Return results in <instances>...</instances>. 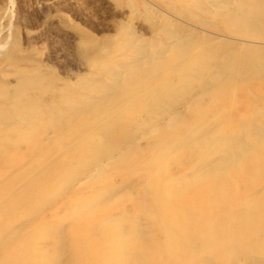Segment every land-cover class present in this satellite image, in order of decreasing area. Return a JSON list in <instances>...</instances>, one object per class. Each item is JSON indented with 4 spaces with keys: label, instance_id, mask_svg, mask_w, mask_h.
<instances>
[{
    "label": "rangeland",
    "instance_id": "1",
    "mask_svg": "<svg viewBox=\"0 0 264 264\" xmlns=\"http://www.w3.org/2000/svg\"><path fill=\"white\" fill-rule=\"evenodd\" d=\"M0 264H264V0H0Z\"/></svg>",
    "mask_w": 264,
    "mask_h": 264
},
{
    "label": "bare ground",
    "instance_id": "2",
    "mask_svg": "<svg viewBox=\"0 0 264 264\" xmlns=\"http://www.w3.org/2000/svg\"><path fill=\"white\" fill-rule=\"evenodd\" d=\"M223 6V5H222ZM224 7V6H223ZM222 7V8H223ZM163 12V11H162ZM170 37V36H169ZM182 38H183V36H181ZM178 38H180L179 36H174V37H172L171 39H170V41L168 42V44H170L171 42H175V41H177V39ZM164 43V42H163ZM158 44V43H157ZM168 44H165V45H168ZM164 45H162L161 47H163ZM140 48H142V47H140ZM165 48V47H164ZM160 49V48H159ZM181 49V48H180ZM156 50V49H155ZM140 51H141V49H140ZM157 54V53H156ZM137 57V56H136ZM119 65V64H118ZM134 66V65H133ZM168 114H172V111H170ZM170 117H172V116H169L168 118H166L167 120H170ZM159 118H157V120H158ZM154 121V120H153ZM157 123H154V124H152V125H149V129H154V127L157 125V124H159L160 123V121H156ZM167 122V121H166ZM157 129V128H156ZM166 134V133H165ZM164 134V135H165ZM161 135V134H160ZM144 137V136H143ZM228 137V136H227ZM137 138V137H136ZM140 138H138V140H139ZM137 139H134V140H128V141H126V142H124L121 146L119 145L116 149H115V151L114 152H112V153H110V154H108L107 155V157L110 159V158H113V157H116V156H118V154H119V152L121 151V150H123L124 148H128V147H131V145H133V141H136ZM226 144V143H225ZM228 146H229V144H228ZM171 147H172V145H171ZM170 148V147H169ZM223 148V147H222ZM226 149V148H225ZM238 150V149H237ZM230 151V150H229ZM180 152V151H179ZM185 152H188L187 150L185 151ZM193 152V151H192ZM218 152V151H217ZM221 154H222V152H224V153H227V152H225V150L224 151H219ZM231 152V151H230ZM214 153V152H213ZM212 153V154H213ZM211 154V155H212ZM216 154V153H215ZM220 155V154H219ZM229 155V154H228ZM106 156V155H105ZM106 157V158H107ZM176 158V157H175ZM185 158V157H184ZM211 158V157H210ZM218 158V157H217ZM104 159V157L100 160V161H97V163L99 162V163H102V160ZM178 158H176V160H177ZM123 161V160H122ZM179 162H181V161H179ZM192 162V161H191ZM191 162H190V166L189 167H191ZM186 163V162H185ZM177 165V164H176ZM90 166V165H89ZM185 165L183 164V163H180V165H178L177 167H180V168H182V167H184ZM195 167V166H194ZM188 168V167H187ZM92 168L91 167H87L85 170H84V175H86V173L87 172H89L90 170H91ZM101 170V169H100ZM184 170V169H183ZM182 170V171H183ZM187 170V169H186ZM185 170V171H186ZM182 171H179V172H182ZM96 172V171H95ZM178 172V174H182V173H179ZM184 173V172H183ZM154 174V173H153ZM168 174H170V175H173V172L170 170V172L168 173ZM83 176V175H82ZM85 180V179H84ZM79 185V184H78ZM186 186V185H185ZM168 191V190H167ZM215 190H214V188H209V190H207V191H204V193H208V195L211 193V192H214ZM203 191H198V193L200 194V193H202ZM204 196H205V194H204ZM204 196H202V197H199L198 199H195V201H202V199H204V200H209V199H211V198H209V197H204ZM168 198V197H167ZM193 198V197H192ZM213 199H217V198H213ZM203 200V201H204Z\"/></svg>",
    "mask_w": 264,
    "mask_h": 264
}]
</instances>
